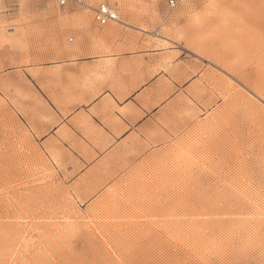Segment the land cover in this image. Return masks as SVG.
Masks as SVG:
<instances>
[{"label":"rangeland","instance_id":"obj_1","mask_svg":"<svg viewBox=\"0 0 264 264\" xmlns=\"http://www.w3.org/2000/svg\"><path fill=\"white\" fill-rule=\"evenodd\" d=\"M100 2L118 16L104 30L199 58L216 102L87 199L58 178L18 92L67 28L100 27ZM0 264H264V0H0Z\"/></svg>","mask_w":264,"mask_h":264},{"label":"crops","instance_id":"obj_2","mask_svg":"<svg viewBox=\"0 0 264 264\" xmlns=\"http://www.w3.org/2000/svg\"><path fill=\"white\" fill-rule=\"evenodd\" d=\"M142 31L70 26L49 58L24 73L31 86L18 93L31 98L19 100L18 114L81 198L106 190L216 102L199 58L177 44L146 41Z\"/></svg>","mask_w":264,"mask_h":264},{"label":"built area","instance_id":"obj_3","mask_svg":"<svg viewBox=\"0 0 264 264\" xmlns=\"http://www.w3.org/2000/svg\"><path fill=\"white\" fill-rule=\"evenodd\" d=\"M178 0H168V6L173 8L176 6ZM59 6L77 5V6H87V0H56ZM93 19L100 25H107L108 22H113L118 20V16L109 4L99 3L97 6L92 8Z\"/></svg>","mask_w":264,"mask_h":264},{"label":"bare ground","instance_id":"obj_4","mask_svg":"<svg viewBox=\"0 0 264 264\" xmlns=\"http://www.w3.org/2000/svg\"><path fill=\"white\" fill-rule=\"evenodd\" d=\"M87 1H89V0H87ZM100 3H104V2H100ZM87 6H88V2H87ZM87 6H84V7H87ZM92 9V8H91ZM115 10V9H114ZM115 12H116V10H115ZM116 14H117V12H116ZM93 21L95 22V20L93 19ZM96 23V22H95ZM109 23V22H108ZM107 23V24H108ZM97 24V23H96ZM100 26V25H99Z\"/></svg>","mask_w":264,"mask_h":264}]
</instances>
